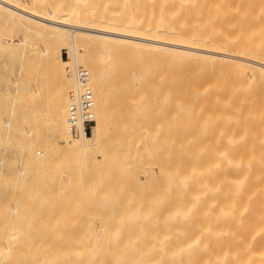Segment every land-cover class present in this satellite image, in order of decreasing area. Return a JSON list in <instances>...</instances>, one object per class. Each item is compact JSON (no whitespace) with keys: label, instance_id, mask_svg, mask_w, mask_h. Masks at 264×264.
<instances>
[{"label":"bare ground","instance_id":"6f19581e","mask_svg":"<svg viewBox=\"0 0 264 264\" xmlns=\"http://www.w3.org/2000/svg\"><path fill=\"white\" fill-rule=\"evenodd\" d=\"M145 56L144 76L117 79L118 64ZM203 66L215 75L210 119L199 90L185 100L168 77ZM144 85L155 93H137ZM85 89L95 123L72 134L68 108ZM135 93L145 103L131 109ZM115 104L133 126L121 158L145 169L123 223L93 215L99 224L75 234L44 224L51 238L0 264H264V0H0V206L33 168L53 172L63 198L82 191ZM25 208L7 205L18 217Z\"/></svg>","mask_w":264,"mask_h":264},{"label":"rangeland","instance_id":"374dc122","mask_svg":"<svg viewBox=\"0 0 264 264\" xmlns=\"http://www.w3.org/2000/svg\"><path fill=\"white\" fill-rule=\"evenodd\" d=\"M62 57L64 59L67 58V54L64 50H62ZM149 59V56H145L144 59L140 61L141 63L134 62L132 64L130 63L129 66L124 63L118 64L117 79L129 74L132 75L133 73L138 76H144L145 72H143L142 68L144 66L149 67ZM141 65H143V67H141ZM156 73L154 72V76L152 77V86L157 83ZM168 77L177 78L179 80L181 87L174 92L182 91L185 100L193 96L194 89H198L199 93H201L199 96L203 101V111L208 114L209 119L211 118L213 110L212 88L215 75L212 69H210V66H203L199 72H196L189 67L181 69L173 68L170 70ZM167 85L169 89L171 88L172 83L168 82ZM139 90L140 92L137 93L146 94L147 96L155 93L152 88L145 85L141 86ZM137 93L132 95L133 97H131V101L128 104L131 109L134 108L136 102L143 101V103H145L140 96L136 95ZM161 93H163V91H161ZM114 109H116L113 111L115 121L114 133L107 142L105 155L96 157L92 167L89 168L85 180L86 186L82 191L73 192L63 198L57 192L55 181L56 175L51 171L49 172L43 169L36 170L33 168L27 172V176L24 177L19 188L15 190L11 189L6 192V201L0 206V255H5L7 257L19 256L24 254V250L33 247L36 242L49 237L51 238L50 235L47 237L43 236V234H46V231L41 227L44 224H67L65 226H69L68 230L75 234V230L78 233L84 231V224H99L98 220L91 222L93 215L105 217L106 222L109 224L117 225L123 223L124 220L121 217L122 208L126 202L128 203L129 201H132L133 193L138 187L137 178L145 169L143 170L139 168L138 165H134L130 162H125L121 158L122 152L131 148L129 142L131 141V130L133 126L130 123V116L126 105H117L116 107L115 104ZM107 199L112 200V204L102 205L101 202ZM14 200H17L26 206L27 208L24 210L30 207L27 211L28 216L26 213L25 217H18L9 213L7 205ZM62 200L66 201V203L63 204ZM39 204H45L46 207H49L48 210L46 209L48 212L44 210L45 207L44 209L43 206L41 208L39 207L42 216H40L39 210L37 211L35 209L37 211L35 212V210L31 208V206ZM62 209H67L68 212L63 213ZM43 210L46 212L45 215V212L42 214ZM126 212L130 214L129 210ZM30 214H38L39 217L31 219ZM74 224H78L80 228L78 229L77 226L78 230L76 228L74 229V227V230L70 228V226ZM28 225H32L33 227L27 230ZM81 226L83 228H81ZM62 228L57 227L55 230L64 231ZM46 229L48 230L49 228ZM80 229L82 231H79ZM130 231L131 227L129 226L128 233ZM12 232H16L13 238L10 237V233ZM59 232L61 233V231ZM66 232L67 229L65 233ZM75 236L76 235H74V238ZM62 238H64V236ZM13 239L14 242L8 243V241ZM5 246H9L11 250L8 252L2 251ZM3 264H9V262H4Z\"/></svg>","mask_w":264,"mask_h":264},{"label":"built area","instance_id":"2783aa9c","mask_svg":"<svg viewBox=\"0 0 264 264\" xmlns=\"http://www.w3.org/2000/svg\"><path fill=\"white\" fill-rule=\"evenodd\" d=\"M80 80L86 83V73L79 72ZM94 99L90 90L85 89L78 99L77 104H71L68 108V129L70 133L77 134L82 130L83 133L89 134L95 123L94 116Z\"/></svg>","mask_w":264,"mask_h":264}]
</instances>
